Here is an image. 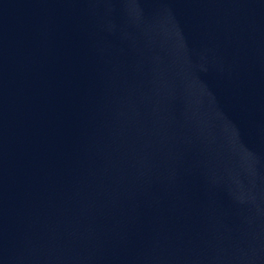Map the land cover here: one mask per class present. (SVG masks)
<instances>
[{
	"label": "water",
	"instance_id": "water-1",
	"mask_svg": "<svg viewBox=\"0 0 264 264\" xmlns=\"http://www.w3.org/2000/svg\"><path fill=\"white\" fill-rule=\"evenodd\" d=\"M0 264H264V0H0Z\"/></svg>",
	"mask_w": 264,
	"mask_h": 264
}]
</instances>
